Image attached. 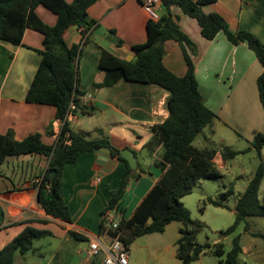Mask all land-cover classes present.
I'll return each instance as SVG.
<instances>
[{"label": "crops", "instance_id": "crops-1", "mask_svg": "<svg viewBox=\"0 0 264 264\" xmlns=\"http://www.w3.org/2000/svg\"><path fill=\"white\" fill-rule=\"evenodd\" d=\"M157 9L163 11L159 6ZM203 9L221 15L229 31H248L264 43V0H216ZM171 11L178 17L182 32L195 44V50L189 53L198 89L216 116L208 125L210 131L221 136L232 133L250 143L255 133H264V108L257 87L263 71L260 61L246 42L233 44L222 31L214 39H206L195 18L178 6H172ZM36 12L46 24L55 23L56 15L43 5H38ZM87 12L91 23L85 33L82 28L70 26L63 38L67 46L77 45L80 49L75 60L76 85L83 95H91L89 106L93 111L68 113L66 120L73 132L87 139L106 136L114 148L134 152L137 167L131 173H138L139 177L129 179L117 208L119 218H129L168 167L156 166L163 150L153 131L168 116V92L151 83L113 80L112 73L98 67L102 50L121 59H134L130 47L145 41L149 19L139 0H97ZM42 39L40 32L30 28L24 30L20 44L0 39V134L11 132L15 140H22L39 133L45 144L53 145L61 128L55 117L56 108L26 101L42 57ZM163 47L165 67L183 76L186 63L180 44L169 39ZM195 147L209 148L205 144ZM228 160L223 159L220 149H215L212 161L216 168L225 167ZM46 166L44 160L29 155L0 163V249L31 226L50 233L34 239L25 253L16 251L13 264H97L104 252L93 259L88 257L89 242L110 241V235L100 230L101 216L112 191L119 187L125 163L101 148L81 153L74 163L64 166L62 199L69 209L70 221L48 215L38 202V189L32 181L44 173ZM180 227L175 221L166 225L164 232L171 233L170 241L176 242ZM148 241L145 238L139 250L151 254ZM251 250L242 247L243 254L251 255ZM128 264H133L130 259ZM144 264H148V259Z\"/></svg>", "mask_w": 264, "mask_h": 264}, {"label": "trees", "instance_id": "trees-1", "mask_svg": "<svg viewBox=\"0 0 264 264\" xmlns=\"http://www.w3.org/2000/svg\"><path fill=\"white\" fill-rule=\"evenodd\" d=\"M97 0H0V39L12 44H20L26 28L43 35L41 60L26 94V101L53 105L55 117L61 122V128L53 145L45 144L39 133L27 135L22 140H15L11 132L0 134V163L7 158L32 156L47 162L44 173H40L35 187L38 189V202L44 211L55 218L70 221L67 205L62 199L61 176L66 164L74 163L84 152L106 148L126 165L119 187L112 191L108 209L117 210L119 201L124 195L130 178H138V173H131L127 161L119 156V149L114 148L106 136L87 139L73 132L67 123L68 113L93 111L91 106L81 102L83 93L77 88L76 63L80 49L77 45L67 46L63 35L70 26L82 28L85 33L91 21L88 18V7ZM216 0H159L162 12L158 20H147L146 39L132 45L133 60L121 59L106 50H102L98 67L113 74V80L123 78L127 81L151 83L168 92L166 107L168 116L153 127L154 139L162 146V155L156 166L166 168L159 182L154 184L136 206L129 218L121 216L117 228H106L102 221L100 230H105L111 237L118 236L129 245L146 234L161 233L170 222H179V237L176 244V256L182 264L196 261L204 246L197 242L196 234L204 224L191 218L190 211L181 198L192 192L193 185L202 178H217L220 172L212 161L215 149H198L193 145L195 137L216 117L215 113L204 103L202 94L194 74V64L189 51L195 50V44L182 32L178 25V17L171 11L178 6L183 13L196 19L200 32L206 39L212 40L222 31L228 41L233 44L246 42L260 61L263 71L257 79L260 102L264 108V43L245 30L231 32L223 17L214 12H206L203 7ZM43 5L56 15L53 25L46 24L36 12L38 5ZM177 41L182 49L186 63V72L177 76L168 70L163 63L166 40ZM117 43H121L120 40ZM73 105V108L71 106ZM252 147L260 154L264 147V133H255L251 141ZM248 149L233 150L224 147L221 151L224 160L233 159ZM55 169L52 178L49 170ZM264 176V165L260 162L248 181L243 193L234 205V222L219 232L220 236L232 234L244 223V230L253 237L264 241V233L250 231L246 218L262 216L264 203L258 198V188ZM51 183V185H50ZM233 192L229 186L221 194L223 198ZM215 206H224L221 202L208 198ZM105 208V209H106ZM48 230H40L26 226L11 241L0 249V264H13L16 251L25 253L34 239L49 234ZM76 238L77 233L71 232ZM220 248V247H219ZM220 250L217 253L220 254ZM242 253L240 235L231 240V248L225 255L226 264H240L238 257Z\"/></svg>", "mask_w": 264, "mask_h": 264}, {"label": "rangeland", "instance_id": "rangeland-1", "mask_svg": "<svg viewBox=\"0 0 264 264\" xmlns=\"http://www.w3.org/2000/svg\"><path fill=\"white\" fill-rule=\"evenodd\" d=\"M253 139V138H252ZM252 141V140H251ZM251 141L237 137L230 133L219 134L210 131V127L205 126L197 135L193 145L200 147L208 145L212 149H231L251 148ZM264 165V147L260 154L255 149L236 155L228 160L223 168L217 167L220 176L217 178H202L192 187V192L181 198L185 207L190 211L191 218L201 221L204 226L196 234L198 243L204 246L196 261L190 264H226L225 255L231 248V240L234 236L240 235L242 247L252 249L251 255L240 254L238 262L240 264H264V241L259 237H253L244 230V223L230 235L219 236L218 240L210 241L204 228L211 232H220L234 222V205L243 193L249 179L253 176L258 164ZM232 186L233 192L223 198L221 194ZM208 198L217 200L224 206H215L207 201ZM258 198L264 203V176L258 188ZM250 231L264 233V218L262 216H249L246 218ZM181 226V223H179ZM164 232V231H163ZM176 237V232L173 234ZM171 233H151L141 236L129 249V259L133 264H144L148 259V264H182L180 258L176 256V244L170 241ZM147 238L151 249L149 255L146 251H140L144 239ZM165 245H169L164 247ZM220 247V248H219ZM220 250V254L217 250Z\"/></svg>", "mask_w": 264, "mask_h": 264}, {"label": "built area", "instance_id": "built-area-1", "mask_svg": "<svg viewBox=\"0 0 264 264\" xmlns=\"http://www.w3.org/2000/svg\"><path fill=\"white\" fill-rule=\"evenodd\" d=\"M144 11L150 20H158L159 14L157 8L159 0H139ZM91 95L85 94L81 96V102L84 105H89ZM73 108V105L71 106ZM37 182L33 180L32 183ZM118 210L104 209L101 216V221L106 228L116 229L119 217L117 216ZM119 215V214H118ZM100 252H104L103 258L97 264H128L129 250L128 247L119 239L118 236L111 237L107 244H103L99 239H93L89 242L88 257L95 258Z\"/></svg>", "mask_w": 264, "mask_h": 264}, {"label": "water", "instance_id": "water-1", "mask_svg": "<svg viewBox=\"0 0 264 264\" xmlns=\"http://www.w3.org/2000/svg\"><path fill=\"white\" fill-rule=\"evenodd\" d=\"M119 156L124 158L130 169H131V172H135L136 171V167H137V162H136V156L134 154V152L128 148H124V149H121L119 151ZM55 169H51L49 170V177L52 178L55 174ZM51 185V183H50ZM206 234H207V237L210 241H214V240H218L219 239V232H211L209 229L207 228H204Z\"/></svg>", "mask_w": 264, "mask_h": 264}]
</instances>
